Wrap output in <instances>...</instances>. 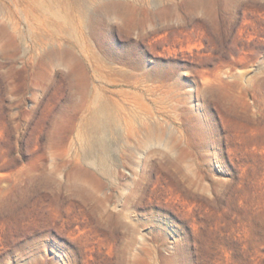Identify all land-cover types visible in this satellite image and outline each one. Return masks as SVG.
Masks as SVG:
<instances>
[{
	"label": "rangeland",
	"instance_id": "374dc122",
	"mask_svg": "<svg viewBox=\"0 0 264 264\" xmlns=\"http://www.w3.org/2000/svg\"><path fill=\"white\" fill-rule=\"evenodd\" d=\"M65 1L0 0V264H264V0Z\"/></svg>",
	"mask_w": 264,
	"mask_h": 264
},
{
	"label": "bare ground",
	"instance_id": "6f19581e",
	"mask_svg": "<svg viewBox=\"0 0 264 264\" xmlns=\"http://www.w3.org/2000/svg\"><path fill=\"white\" fill-rule=\"evenodd\" d=\"M63 8L58 9L49 6L48 12L58 19H66L83 15L82 11L75 7L72 2L58 0ZM81 1V0H80ZM89 115L86 120V131L84 134L83 147L87 155H92L95 163L106 162V132L110 124L115 122L114 112L108 103L100 100L94 107L89 108Z\"/></svg>",
	"mask_w": 264,
	"mask_h": 264
}]
</instances>
